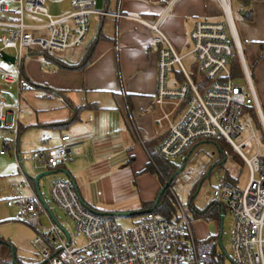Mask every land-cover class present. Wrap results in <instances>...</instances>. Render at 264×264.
Listing matches in <instances>:
<instances>
[{"label": "built area", "instance_id": "1", "mask_svg": "<svg viewBox=\"0 0 264 264\" xmlns=\"http://www.w3.org/2000/svg\"><path fill=\"white\" fill-rule=\"evenodd\" d=\"M216 1L224 20H199L190 34L192 50L185 56L194 57L197 74L184 67L185 56L176 51L162 32V19H131L151 29L156 34L154 42L162 44L158 52L155 122L167 132L159 145L160 155L168 161H184L197 144L223 138L249 169L243 189L223 179L212 191L213 203L224 210V218L228 215L231 220L232 258L224 252L221 229L220 235L197 240L188 209L180 204L172 220L159 211L148 210L129 229H123L113 217L88 207L73 184L62 179L54 181L49 192L52 202L65 216L66 221L62 222L54 213L57 224L42 209L30 180L31 194L23 195V188L19 187L17 197L7 205L20 209V222L33 230L31 244L37 247L45 264H225L218 246L232 264H264V107L245 60L231 0ZM49 4L50 0H3L0 4V59L2 53L13 57V63L2 59L10 65L7 70L0 67L2 84H16L21 91L28 57L36 52L57 56L83 47L91 17L106 15L97 10L98 0H70V10L58 16L51 14ZM26 16L41 17L45 22L29 23ZM235 60L240 63L245 85L236 82ZM19 112V104L8 105L0 94V141L4 144L1 155L15 147L21 163ZM245 112L256 115L260 130L252 117L242 118ZM244 127L249 136L243 139ZM69 140V136H63L59 147L41 153L35 169L49 172L70 162ZM237 140L242 141L236 143ZM249 143L256 151L250 159L243 154ZM43 216L50 227H42ZM79 237L84 239L83 245L77 244Z\"/></svg>", "mask_w": 264, "mask_h": 264}, {"label": "crops", "instance_id": "2", "mask_svg": "<svg viewBox=\"0 0 264 264\" xmlns=\"http://www.w3.org/2000/svg\"><path fill=\"white\" fill-rule=\"evenodd\" d=\"M54 1L63 7L60 6L55 13L50 9L52 15H62L70 10V0ZM216 2L98 0L97 10L106 15H93L96 17L97 35L92 36L82 56L71 62H80L96 41L89 65L83 70L73 71L63 69L57 63L50 64L56 67L52 75H38L37 81L47 83L53 90L65 92L66 96L49 102L48 106H34L42 115L32 114L26 124L21 125L22 131L28 127L40 134L45 133L40 131L41 128L53 131L42 135L40 154L59 147L63 136L70 137L71 161L49 172L63 175L62 171L68 172L76 182L80 198L92 210L115 220L128 213L127 216L135 217L134 224L148 211L145 204L154 201L162 188L156 175L143 172L149 162L145 144L156 140L160 145L167 132L155 122L158 52L162 44L154 42L156 34L151 29L131 17L150 22L162 19V32L181 54L189 48L190 34L196 22L208 21L212 16L210 9ZM61 55L56 57L64 60ZM33 56H38V53ZM37 70L33 68L34 76L38 74ZM24 73L32 79L26 67ZM66 97L74 107L87 105L90 108L80 112L78 120L68 126H53L72 115L65 107ZM176 117L177 114L172 116L173 121ZM136 212L139 214H129ZM0 244L11 247L5 242ZM7 255L10 256L0 252V262L2 257L9 260ZM40 262L38 264H45Z\"/></svg>", "mask_w": 264, "mask_h": 264}, {"label": "rangeland", "instance_id": "3", "mask_svg": "<svg viewBox=\"0 0 264 264\" xmlns=\"http://www.w3.org/2000/svg\"><path fill=\"white\" fill-rule=\"evenodd\" d=\"M253 2L245 7L241 0H231L233 19L237 32L240 36L242 48L245 53V60L251 78L253 80L257 95L264 107V0H252ZM3 0H0V4ZM50 9L52 13H55L58 8L60 9L59 2L50 0ZM63 7V6H61ZM253 11L254 19L252 22L244 20L242 14L248 11ZM210 16L208 21H223L222 9L216 2L210 9ZM51 13V14H52ZM26 22L29 23H44L45 19L38 17L26 16ZM96 17H91V26L89 28L88 36L85 40L83 47L68 50L60 57L67 62H74L78 60L88 42L93 38L92 36L97 35V29H95ZM96 30V33H94ZM189 48H186L183 52H180L181 56H185L192 50L191 42L189 41ZM10 53H13L12 51ZM183 65L188 72L197 74V67H193L194 57L187 55L183 58ZM32 65V67H30ZM0 67L3 69H10V65L0 59ZM25 67L31 79V83L26 82L23 84L21 91H19L18 85L2 84L0 87L1 97L8 105L20 106V112L18 115V127H19V145L18 152L21 157V163L17 159L15 147L10 151H5V154L0 155V242L10 244L11 247L0 244V252L8 253L7 258L13 261V251L15 259L18 261L17 264H38L41 263L37 247L32 246V229L21 223L20 220V209L16 206L8 207L7 203L10 199H14L18 195V188L22 187L21 193L23 195L31 194V190L28 186L29 177L34 178L39 175L42 171L35 169V161L39 159L40 152L42 149V135L48 132H53L47 128H41L40 134L38 130L27 128L23 131L20 130L21 125L24 126L29 117L33 114L38 116L42 115L41 111L34 109V106H48L49 102L57 101L59 97L55 94L50 93L45 89H38L35 85H46L47 83L37 81L38 75L53 74V70L56 67L51 66L50 63L46 62L42 56L28 57L25 62ZM37 68V75H33V68ZM234 68V67H233ZM178 67L174 68V71H178ZM241 70V69H240ZM174 71L169 74V83L173 77ZM233 74L236 77V82L240 85H245L246 81L243 77L242 70L240 73L233 69ZM53 99V100H52ZM55 99V100H54ZM59 100V99H58ZM33 112V113H32ZM252 117L254 124L259 129V122L256 115L252 116L249 112L242 114V118ZM15 126H17V118L15 119ZM244 127V138L249 136V132ZM242 140H237L236 143H240ZM252 143L248 144V149L243 151V154L248 159L256 153ZM221 148L223 150H221ZM3 149V143L0 141V152ZM223 151L224 154L221 152ZM226 153V154H225ZM226 157H225V156ZM177 163L181 168L183 166L182 159L172 161ZM69 163V162H68ZM213 167V168H212ZM210 174L208 175V173ZM26 173V174H25ZM205 173V177L201 188L197 196L194 198L193 184L199 180L201 175ZM155 176V175H154ZM250 172L244 161L233 151L231 146L223 139L219 138L218 143L206 140L197 144L192 153L189 155L185 169L180 173L175 183L170 187V193L172 198L175 200L176 209L178 205H182L184 209H188V216L192 223V228L195 233L197 240H207L211 235H220V229L222 226L221 220L220 225L216 219L208 217L197 216L195 209L204 211L208 206L213 203L212 191L217 187L218 183L223 180L230 178L234 184H237L241 189L246 186L249 179ZM63 174H53L43 177L40 180V191L46 198V201L53 209V212L60 218L62 222H65V216L55 206L50 197V186L56 180L67 179ZM157 179L158 177L155 176ZM159 180V179H158ZM160 188L161 184L159 183ZM193 196V203L190 204V199ZM193 209V210H192ZM135 217L131 216H119L116 218L117 223L123 229H129L134 221ZM42 227H50V222L43 216ZM230 217L227 215L223 221L222 229V245L224 252L232 258L231 252V236H230ZM72 226H74L72 224ZM78 245L84 244V239L79 237L77 239ZM2 248V251H1ZM36 249V251H35ZM218 246V253L224 256L225 264H232L225 253ZM36 253V254H35ZM1 264V262H0Z\"/></svg>", "mask_w": 264, "mask_h": 264}, {"label": "trees", "instance_id": "4", "mask_svg": "<svg viewBox=\"0 0 264 264\" xmlns=\"http://www.w3.org/2000/svg\"><path fill=\"white\" fill-rule=\"evenodd\" d=\"M241 2L243 3V5L245 7H248L252 3V0H241ZM242 16H243L244 20L247 21V22H252L253 19H254V13H253L252 10L246 12L245 14H242ZM96 45H97L96 41L93 42V44L86 50V53L84 54V56L81 59V61L78 62V63L67 62V61L59 59L56 56H48L46 54H43L42 52H38V56L39 55L42 56L45 59V61L50 63V64H56L57 63V65H59L63 69L73 70V71L78 70L79 71V70L85 69L89 65V63L91 62L92 57H93V52H94V49H95ZM233 67L237 70L238 73L241 72V70H240L241 66H240V63H239L238 60L234 61ZM23 76H24V79H25L26 82L31 83V80L28 79V77L25 75L24 70H23ZM34 87L38 88V89H45V90L49 91L50 93L55 94V95H57L59 97L66 96L65 92L59 91V90H55V89L53 90L52 88H50L49 86H46V85H35L34 84ZM64 101H65L64 102L65 103V107L69 108L70 113L72 115H71V117L68 120H66L64 122H61V123H57V124H55L53 126H56V127L68 126V125H70L73 122H76L78 120L80 112H82L83 110H85L87 108H90L87 105L86 106H84V105L82 106L81 105V106L74 107L72 101L68 97H66ZM245 110H248V109H245ZM20 130L22 131V127H20ZM218 140L219 139L217 138V139H212L210 141L218 143ZM159 143H160L159 141L155 140V141L147 142L145 144V147H146V150H147V153H148V156H149V162L147 163L146 168H145V170L143 172H145V173L149 172V173H152L153 175H156L158 177V179H159L161 187H163L180 170V167L178 166L177 163L165 160L160 155V153L158 151ZM221 150H223V149L221 148ZM221 152L224 154L223 151H221ZM176 178L174 179L172 185L175 183ZM227 181L233 183V180L230 179V178H227ZM31 184L35 188L33 181H31ZM169 189L170 188H168L166 190V192L160 198L159 204L156 207L155 211H159V212L163 213L166 218L172 220L175 217L176 204H175L174 198H172V196H171V193H170ZM159 193H158V196H159ZM158 196H157V198H158ZM157 198L154 201H152V202L146 203L145 204V208L148 209V210H153V206H154ZM193 199L194 198L192 196V198L190 199V204L193 203L192 202ZM41 205H42V203H41ZM42 209H44L43 205H42ZM51 210L53 211L52 208H51ZM195 212H196L197 216L208 217V218L216 219L217 221H220L221 220V215L224 212V210L218 205H210L204 211H199V210L195 209ZM1 262H2V264H14L13 261H11L10 259L7 260L5 257L1 258ZM15 262H16L15 264L18 263L17 260Z\"/></svg>", "mask_w": 264, "mask_h": 264}, {"label": "water", "instance_id": "5", "mask_svg": "<svg viewBox=\"0 0 264 264\" xmlns=\"http://www.w3.org/2000/svg\"><path fill=\"white\" fill-rule=\"evenodd\" d=\"M2 59L5 60L6 62H10V63H13V57H10L9 55H7L6 53H2ZM192 153V152H191ZM190 153V154H191ZM189 154V155H190ZM188 155V157H189ZM188 157H186L183 161V166L180 168V170L165 184V186L162 187L160 193H159V196L153 206V210L156 209V207L158 206L159 204V200L160 198L162 197V195L166 192V190L168 188L171 187L174 179L180 174L183 172V170L185 169V165L187 163V160H188ZM213 168V167H212ZM65 175H66V178L73 184V186L75 187V189L78 191V187L76 185V182L74 181V179L70 176V174L66 171H62ZM56 171L54 172H42L40 173L39 175H37L36 177L34 178H30L29 177V180L33 181L34 182V186H35V190H36V193L40 199V202L42 203V205L44 206V208L46 209V211L49 213V215L53 218V220L55 221V223L59 224L58 220L56 219V216L54 214V212L51 210L50 206L48 205V203L46 202V200L44 199L41 191H40V180L45 177V176H48V175H53L55 174ZM26 174V173H25ZM210 174V172L208 173V175ZM207 177V176H206ZM202 186V183H200V186L198 188V190L196 191L195 195H194V198L197 196L198 192H199V189L201 188ZM130 215H136V214H139V213H129ZM126 216L128 215V213L125 214ZM223 220H224V215H221V221H222V226H221V230L223 229ZM220 240H222V237H220ZM13 251V263L15 264L16 260H15V256H14V250L12 249Z\"/></svg>", "mask_w": 264, "mask_h": 264}, {"label": "flooded vegetation", "instance_id": "6", "mask_svg": "<svg viewBox=\"0 0 264 264\" xmlns=\"http://www.w3.org/2000/svg\"><path fill=\"white\" fill-rule=\"evenodd\" d=\"M205 177H206V174L203 173V174L201 175V177L199 178V180H197V181L194 182V184H193V190H192L194 193H196V191L198 190V188H199V186H200V183L203 184V181H204ZM211 205H215V204L212 203Z\"/></svg>", "mask_w": 264, "mask_h": 264}]
</instances>
